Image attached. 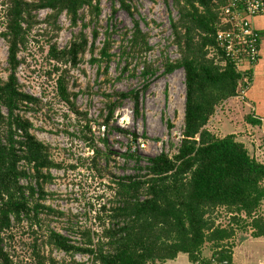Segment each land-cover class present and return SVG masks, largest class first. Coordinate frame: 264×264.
Instances as JSON below:
<instances>
[{"label":"trees","instance_id":"trees-1","mask_svg":"<svg viewBox=\"0 0 264 264\" xmlns=\"http://www.w3.org/2000/svg\"><path fill=\"white\" fill-rule=\"evenodd\" d=\"M107 1L133 16L132 0ZM100 5L101 0L4 3L2 38L8 47V77L0 83V107L7 112L4 116L0 111V264H79L75 255L88 257L91 264H165L179 256L190 264H233V249L247 240L241 237L233 245L238 233L264 238V164L234 135L219 137L208 130L217 110L235 99L244 85L243 73L225 63L216 43L217 33L229 29L223 21L226 0H173L177 19H171V29L179 59L166 63L165 72H184V128L177 155L161 153L140 167L141 157L129 148L122 158L137 169L133 175L112 180L99 230L79 229L78 241L73 242L46 226L49 218L62 216L43 204L50 171L59 165L48 147L30 133V122L19 115L21 108L37 101L18 86L17 70L23 63L18 55L34 29L43 25L42 32H58L59 18L65 15L71 27L81 30L64 49L51 41L56 36L48 39L46 57L56 73L60 67H77L86 52L93 56L96 50L97 29L92 30L91 44L83 32L98 22ZM40 11L48 12L41 22ZM110 38L106 33L99 59L91 61L106 64L105 69L112 58ZM125 48L141 58L150 51L148 37L137 22ZM57 91L77 114L70 101L76 96L68 93L63 75L57 79ZM127 97L119 95L122 100ZM134 102L137 105L136 97ZM116 107L109 103L103 127L112 121ZM248 121L256 125L251 118ZM93 154L96 166L99 150ZM222 214L229 217L225 227L216 222ZM19 245L25 255H16ZM206 247L209 258L204 257ZM54 251L72 260L59 262L52 257Z\"/></svg>","mask_w":264,"mask_h":264},{"label":"rangeland","instance_id":"rangeland-1","mask_svg":"<svg viewBox=\"0 0 264 264\" xmlns=\"http://www.w3.org/2000/svg\"><path fill=\"white\" fill-rule=\"evenodd\" d=\"M5 2L0 0V83L8 77V47L2 38ZM131 6L133 16L120 10L119 6L113 8L107 0H101L98 22L89 24L83 32L91 44L92 30L97 29L96 50L93 56L86 52L75 68L60 67L56 73L46 57L48 39L56 36L51 41L59 49H64L81 30L80 26L71 27L65 15L59 18L58 32H42L43 25L37 27L39 30L34 29L26 49L18 55L23 61L17 70L18 86L37 101L28 108H21L19 115L30 122V133L48 147L51 159L59 165V168L50 171L51 180L44 187L43 204L62 216L49 218L46 226L73 242L78 241L79 229L99 230L101 220L106 218L102 208L107 209L110 203L114 187L112 180L133 175L137 169L133 163H126L122 158L129 148L139 154L140 167H144L147 159L161 153L173 156L183 133L184 72L182 69L171 74L165 72L166 63L179 59L171 29V19H177L173 0H132ZM47 14V11L38 12V20L41 22ZM135 22L149 40L150 51L142 58L125 51ZM106 33L111 35L112 58L105 69L106 64L91 61L99 59ZM145 64L150 66L149 72H146ZM59 75L64 76L68 93L76 96L70 101L77 114L58 94ZM122 94L128 97L122 100L119 98ZM109 103L117 107L112 121L103 129ZM0 111L6 116L3 107ZM222 111L226 115L219 117V121L213 119L208 126V130L217 136L225 134V129L230 130L226 125L227 119L238 126L244 121V105L240 100H231ZM219 127L223 130L218 132ZM252 138L255 147H258L260 140ZM243 139L247 140L244 136ZM247 145L253 151L249 142ZM95 149L99 150L96 166L91 161ZM228 219L222 214L216 222L225 227ZM18 234L19 238L22 237L21 232ZM241 237L248 241L238 244ZM232 244H238L232 251L233 264L264 262V238L251 239L249 232L238 233ZM25 253L21 246L17 248L16 255ZM210 256L206 247L204 257ZM52 257L65 263L72 260L56 251ZM73 259L79 264H91L88 257L81 255H75Z\"/></svg>","mask_w":264,"mask_h":264},{"label":"built area","instance_id":"built-area-1","mask_svg":"<svg viewBox=\"0 0 264 264\" xmlns=\"http://www.w3.org/2000/svg\"><path fill=\"white\" fill-rule=\"evenodd\" d=\"M223 10L224 24L229 29L216 35V43L222 53L225 63L234 69L249 71L259 60L260 37L254 29L252 19L264 15V0H226ZM243 86L238 90L235 99L243 101L250 84V77L243 73ZM104 129V127H103ZM179 145L174 155H177ZM172 156V155H169Z\"/></svg>","mask_w":264,"mask_h":264},{"label":"crops","instance_id":"crops-1","mask_svg":"<svg viewBox=\"0 0 264 264\" xmlns=\"http://www.w3.org/2000/svg\"><path fill=\"white\" fill-rule=\"evenodd\" d=\"M252 23L254 29L258 32L260 37V45H259V60L249 71L242 72L244 74H248L250 77V84L248 90L244 96L242 104L244 105V121L243 124L239 126L236 123L226 120V125L230 128V130L225 129L226 133L219 136H227V135H234L238 141L244 143L246 147L249 149V145L247 142L251 144L252 150H249L251 154L258 160L260 163L264 164V15L257 16L252 19ZM234 100V99H232ZM231 100L226 102L223 106L228 104ZM223 106L218 109L216 115L214 116V120H221L223 114L224 116L226 113H223ZM248 118H251L252 121L256 123V125L249 124ZM224 120V119H223ZM221 128V127H219ZM221 129H217L219 132ZM241 130V131H239ZM228 131V132H227ZM241 134L246 137V141L243 139H239ZM251 136V138H250ZM252 137H256L259 141L260 145L255 147V142L253 141ZM244 140V141H243ZM258 148V150H257ZM258 154H257V152ZM258 155V157L256 156ZM263 160V161H262ZM248 241V240H246ZM241 245V244H240ZM239 245V247H240ZM165 264H190L185 256H179L176 260L167 262ZM261 264H264L262 262Z\"/></svg>","mask_w":264,"mask_h":264}]
</instances>
